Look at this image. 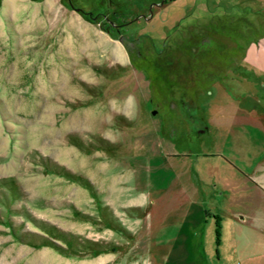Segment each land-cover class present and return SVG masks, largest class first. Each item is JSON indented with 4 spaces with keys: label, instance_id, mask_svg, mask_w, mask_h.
I'll list each match as a JSON object with an SVG mask.
<instances>
[{
    "label": "rangeland",
    "instance_id": "374dc122",
    "mask_svg": "<svg viewBox=\"0 0 264 264\" xmlns=\"http://www.w3.org/2000/svg\"><path fill=\"white\" fill-rule=\"evenodd\" d=\"M256 98L264 0H0V264H173L192 198L235 264Z\"/></svg>",
    "mask_w": 264,
    "mask_h": 264
},
{
    "label": "crops",
    "instance_id": "0c3cea01",
    "mask_svg": "<svg viewBox=\"0 0 264 264\" xmlns=\"http://www.w3.org/2000/svg\"><path fill=\"white\" fill-rule=\"evenodd\" d=\"M252 102H258L262 107L263 110H257L255 116L264 123L262 100L256 98ZM256 156V162L242 174L244 180L250 183L252 193L244 198L232 197L231 206L224 211L216 206L220 209L216 213L220 215L216 242L220 245L221 240L225 241L231 248L235 264H264V153H256ZM209 209L201 200L192 198L184 233L179 230L169 248L173 264H207L202 230L209 225L205 219L201 222L199 218L205 217V210Z\"/></svg>",
    "mask_w": 264,
    "mask_h": 264
},
{
    "label": "trees",
    "instance_id": "16d2710c",
    "mask_svg": "<svg viewBox=\"0 0 264 264\" xmlns=\"http://www.w3.org/2000/svg\"><path fill=\"white\" fill-rule=\"evenodd\" d=\"M215 221H214V223H215V228H214V230H215V235H216V238H217V234H218V227H219V225H218V221H217V216H215Z\"/></svg>",
    "mask_w": 264,
    "mask_h": 264
}]
</instances>
